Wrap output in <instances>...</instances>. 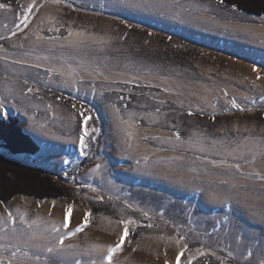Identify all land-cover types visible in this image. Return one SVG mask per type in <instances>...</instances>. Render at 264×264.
<instances>
[{"label": "rangeland", "instance_id": "obj_1", "mask_svg": "<svg viewBox=\"0 0 264 264\" xmlns=\"http://www.w3.org/2000/svg\"><path fill=\"white\" fill-rule=\"evenodd\" d=\"M116 3L0 0V119L17 116L22 133L40 146L31 158L10 154L1 143L0 155L42 170L69 191L57 201L15 196L0 204V261L64 264L47 251L63 237L64 254H77V264H106L102 258L118 242L124 220L139 236L116 253L120 264H165L166 242L186 247L181 264H260L264 176L253 173L264 167V35L237 23L264 25V17L213 0L135 1L151 16L167 13V26L159 27L147 17L117 14ZM29 5L35 7L28 27L17 28ZM196 36L205 38L186 39ZM206 37L244 41V62L258 74ZM164 103L179 112L162 110ZM82 112L101 135L103 169L88 162L75 170ZM166 165L175 172L165 176ZM249 166L252 173L242 170ZM180 171L189 174L183 188L191 182L192 190L165 183ZM208 190L220 202L197 230L184 211L205 203L201 191ZM104 197L142 217L102 216L77 232L88 202ZM68 206L74 211L65 230ZM9 211L14 226L6 222Z\"/></svg>", "mask_w": 264, "mask_h": 264}, {"label": "trees", "instance_id": "obj_2", "mask_svg": "<svg viewBox=\"0 0 264 264\" xmlns=\"http://www.w3.org/2000/svg\"><path fill=\"white\" fill-rule=\"evenodd\" d=\"M226 8H231L239 13H244L250 17H264V0H213ZM74 101V108L77 107ZM179 112L172 103L161 105L162 110ZM80 112V111H79ZM94 124V123H93ZM88 127V126H87ZM93 128H89L90 138L87 140L88 147L75 164V170L83 168L91 161L95 155V148L99 138L97 131L93 133ZM96 129V127L94 128ZM4 143L10 154H25L32 158L40 151L37 145L29 136L22 133L19 127L17 116H8L6 120L0 119V144ZM15 196H27L38 200H60L69 196L68 189L54 177L49 176L40 169H33L13 160H6L0 155V204L7 203ZM117 201L104 197L99 202H88L89 212H91L90 222L87 227L92 226L102 216H114V214L138 218L142 217L127 208H117ZM85 227V228H87ZM142 229V228H141ZM145 229H142V231ZM146 231V230H145ZM139 234L131 232L121 251L137 238ZM212 264L210 259H202L194 264Z\"/></svg>", "mask_w": 264, "mask_h": 264}, {"label": "crops", "instance_id": "obj_3", "mask_svg": "<svg viewBox=\"0 0 264 264\" xmlns=\"http://www.w3.org/2000/svg\"><path fill=\"white\" fill-rule=\"evenodd\" d=\"M66 1H71V0H66ZM75 1V0H73ZM117 1L116 5H115V11L117 14L119 15H127L130 16L131 18H135V19H144L147 17L149 20V23H153L159 27L162 26H167V13L164 14V16H156V13H152V16L150 13H148V10H141V8H132V7H127L125 6L126 3H133L135 1L138 0H115ZM141 1H145V0H141ZM147 1V0H146ZM149 1V0H148ZM163 2H165L166 0H162ZM164 11H167V8L164 7ZM234 23V22H233ZM237 23V22H236ZM237 25H241V26H246L247 30H251L260 34L264 35V25H251V23H244V22H240L238 21ZM174 29L178 28L179 26L176 24L173 26ZM243 29H245L244 27H242ZM180 30L182 29L181 27L179 28ZM193 39V40H198V39H203L205 37H186V39ZM211 39L212 41L215 40L217 46L219 47V49L217 51L222 52V54H228L229 56H234L236 55V58L239 60H243L240 64L246 65V63L244 62L246 60V55L245 54V49H242L241 46H246L244 41L238 40L236 39H229L228 37H206ZM187 39V40H188ZM234 58V57H233ZM257 63L259 64V61H257ZM247 67H249L248 69L250 70V73L253 72V74H258V71H253L252 69V65H246ZM259 66L260 69H262V67L264 68V64H260ZM261 71V70H260ZM241 94V93H240ZM238 92V95H240ZM245 96V95H244ZM117 119H115L114 121H116ZM113 121V124H114ZM119 121V120H118ZM121 122V121H119ZM122 125H124L123 122H121ZM123 127V126H122ZM100 138L101 135H99L98 141H97V145L95 148V155L93 156V158L91 159V161L89 163H96L97 165H99V169H103L105 167L104 163L101 161L98 162L97 158H98V154L100 153L99 151H101V147H100ZM146 149V148H144ZM171 158V157H170ZM96 165V166H97ZM95 166V168H96ZM172 166H167L164 167L165 172L163 173L165 176L169 173L170 175V171H173ZM94 169V168H93ZM98 169V170H99ZM253 171L252 167L249 166V168H242L243 171L252 173L249 171ZM168 170H170L168 172ZM175 172V170L173 171ZM260 174L261 176H264V167L263 166H258L257 168H255V171L253 174ZM168 175V176H169ZM174 175V174H173ZM194 178V177H193ZM188 181L189 182V174L186 171H180L179 173L176 172L174 175V178L171 179L170 177L165 179V183L168 186H174L175 189H186L189 188L192 190V187H188L189 185H191V182L189 185H186L185 188H183L182 185V181ZM178 181V182H177ZM208 181V179H201L199 178V182H206ZM187 182V183H188ZM230 183H227V186ZM167 190H169L167 188ZM170 191V190H169ZM213 191H201V194L203 195V198H205V203L199 204V208H196V205L191 207L190 209L185 210L184 212L186 213L187 219L189 220L190 223H192L193 226L196 227L197 230H204L206 227V221L207 219H210L212 217L211 214V209L213 208V205L218 204L220 202V199L217 198V196H214ZM170 200V199H169ZM167 200V201H169ZM195 210H199L198 213H195ZM196 214V215H195ZM213 218V217H212ZM215 229V228H214ZM209 230V229H208ZM210 230H213V227H210ZM167 244L165 245L164 248H166L164 251L167 252V262L168 264H176V254L181 251L180 246L179 245H174L172 242H166ZM118 256L116 255V257L113 259V264H120L118 263ZM9 260H12L11 258H9ZM53 260L59 262V264H62L58 259H54ZM61 260L64 262V264H77L78 262V256L77 254H63L61 255ZM98 264V263H96ZM123 264H130L128 261L126 263ZM181 264V263H180Z\"/></svg>", "mask_w": 264, "mask_h": 264}, {"label": "snow or ice", "instance_id": "obj_4", "mask_svg": "<svg viewBox=\"0 0 264 264\" xmlns=\"http://www.w3.org/2000/svg\"><path fill=\"white\" fill-rule=\"evenodd\" d=\"M221 3L224 2V0H220ZM127 7H132V8H139L141 7L140 4L137 3H126ZM0 7H3V5H0ZM35 7V5H29L26 9H25V13L23 14V16L20 18V22L18 24H16L17 28H20L21 25H23L25 28L28 27V15L33 11V8ZM13 36L16 35L15 32L12 33ZM253 71H257V69L253 68ZM261 77L258 75L257 79H260ZM29 91H31V89H29ZM233 106L235 107V101L232 102ZM0 110H2V105H0ZM191 114V113H189ZM81 117H82V125H81V134L79 135V148L81 149V154L84 153V150L88 147V143H86V141L90 138L91 134L89 133L88 130V121L91 119L90 116H85L83 114V112L81 113ZM93 133L96 132V129L92 130ZM99 165L96 166L97 170L99 169ZM73 207L72 206H68L65 211H64V218H63V228L65 230L69 229L71 223H72V214H73ZM91 212H86L83 216V222L76 228L77 232H81L84 230L85 227L88 226L89 222H90V217H91ZM6 222H10L13 226L16 223V220L13 216V213L11 211L8 212V216H7V221ZM119 223L123 224V231L122 233H120L119 235V239L118 242L115 244V246H110L106 249V256H104L102 259L104 261H106V264H113V258L116 255V253L120 252L123 248V245L125 244L128 236L130 235L129 233V228H128V224L131 223V221H124L121 220ZM149 227H151V225H149ZM2 230V229H0ZM54 231H59L58 228H54ZM13 231H15V228L13 227ZM74 234V233H73ZM65 235H67V231L65 232ZM179 243V242H178ZM70 247V246H69ZM98 251H103V250H99ZM186 247L184 248V250L179 251L176 254L175 260H176V264H180L181 261V257L184 256V251H186ZM47 251L49 253H53L55 252L57 255H63L67 249L64 246V238L63 237H59L57 239V244L49 247L47 249ZM0 264H3V261H0ZM165 264H168V262L166 261ZM260 264H264V253L261 254V258H260Z\"/></svg>", "mask_w": 264, "mask_h": 264}, {"label": "bare ground", "instance_id": "obj_5", "mask_svg": "<svg viewBox=\"0 0 264 264\" xmlns=\"http://www.w3.org/2000/svg\"><path fill=\"white\" fill-rule=\"evenodd\" d=\"M115 122H116V124H119V122H117V120H116ZM127 125H128V124H127ZM127 125H126V126H127ZM139 134H142V133L139 132ZM144 150H145L144 148H140V151H144ZM17 158H18V159H19V158L22 159V158H24V157H22V156L19 155V157H17Z\"/></svg>", "mask_w": 264, "mask_h": 264}, {"label": "flooded vegetation", "instance_id": "obj_6", "mask_svg": "<svg viewBox=\"0 0 264 264\" xmlns=\"http://www.w3.org/2000/svg\"><path fill=\"white\" fill-rule=\"evenodd\" d=\"M10 8V7H9ZM18 19H20V18H18Z\"/></svg>", "mask_w": 264, "mask_h": 264}]
</instances>
